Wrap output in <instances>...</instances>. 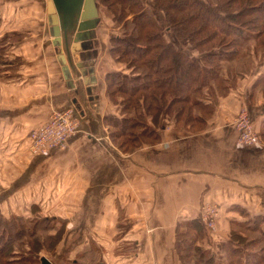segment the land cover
Instances as JSON below:
<instances>
[{
  "label": "crops",
  "instance_id": "1",
  "mask_svg": "<svg viewBox=\"0 0 264 264\" xmlns=\"http://www.w3.org/2000/svg\"><path fill=\"white\" fill-rule=\"evenodd\" d=\"M168 41L202 64L197 50L174 37ZM85 43V51L72 53L93 88L79 82L70 89L53 45L46 0H0V207L26 204L23 215L51 220V235L55 226L63 227L57 260L79 256L84 262L92 256L85 264H186L182 255L191 256L195 248L181 247L179 235L198 233L188 226L208 203L220 207L216 233L209 236L202 227L195 247L228 243L232 222L264 218L261 52H247L253 64L248 72L229 78L221 69L222 93L212 80L210 96L191 101L190 122L174 116L171 124L160 114L157 133L143 134L145 142L123 152L103 122L111 108L101 87L104 76L119 68L103 61L107 50L96 32ZM241 108L252 115L261 140L256 147L236 142L232 123ZM65 109L79 117V132L63 150L29 153V131Z\"/></svg>",
  "mask_w": 264,
  "mask_h": 264
},
{
  "label": "trees",
  "instance_id": "2",
  "mask_svg": "<svg viewBox=\"0 0 264 264\" xmlns=\"http://www.w3.org/2000/svg\"><path fill=\"white\" fill-rule=\"evenodd\" d=\"M116 1L120 4V9L116 13L118 15L116 20L122 24L123 31L128 30V25L131 26V30L111 37L112 47L110 51L116 56L117 62L123 58H129L126 63L131 69H134L132 72L136 75L134 77H120L117 73H107L105 79L110 84L108 92L110 96L118 93L127 95L129 102L135 107L137 102L141 100L142 104H145L143 110L149 113L153 124H156L155 121L161 111L160 105L165 104L164 101L167 96L166 109L176 103H185L187 106H180L176 117L177 114L180 117L184 112H186L187 117H190L191 113L187 112V107L191 105V102L187 100V93H195L199 87H202V83L198 84L201 70L207 74H214L208 78V81L215 80V73H217V71H212L213 67L206 66L204 60L217 56L221 59L225 57L226 60H231L232 57H226V53L234 55L236 51L231 49V51L224 52L222 47L232 46L238 38L245 37L240 31L241 29H237V26L248 27L249 24L257 26L258 34L256 36L258 37L261 34L260 31L264 29V18H262L263 14L261 13L264 10V1L242 3L240 9L228 14L227 19L225 12L221 18L218 13L219 8L222 9L224 4L231 8L232 2L239 1L228 0L227 3L213 7L208 6L205 0H203L204 2L200 0H152V6L147 8L138 0ZM257 12H259V19H249V16ZM159 13L162 19L161 25H158L155 20V15ZM171 37L202 54L203 66L176 51L171 42L168 41ZM222 50L223 55H221ZM138 93H142L140 99L134 98ZM124 120L122 119V121ZM129 120L133 124L137 119ZM131 126L133 125H130L128 129L133 128ZM127 136L135 138L134 133H128ZM253 220L258 221L257 225L254 223L255 225L251 227L255 231L260 228L258 224L260 221L264 222V218L257 217ZM193 223L203 226L199 219L194 220ZM244 228L245 230L249 229ZM261 230V234L264 235V230ZM12 232H16L15 234H18L19 237L24 235L21 230L14 231L10 227L7 239L4 235L0 236L2 264H10L7 261V255L12 252L11 248H13ZM29 234L31 236V232ZM224 244L231 257L238 253L235 247L227 243ZM35 251L29 250V253L35 254ZM208 261L205 264H208Z\"/></svg>",
  "mask_w": 264,
  "mask_h": 264
},
{
  "label": "rangeland",
  "instance_id": "3",
  "mask_svg": "<svg viewBox=\"0 0 264 264\" xmlns=\"http://www.w3.org/2000/svg\"><path fill=\"white\" fill-rule=\"evenodd\" d=\"M140 1L145 8L151 7L152 6V0H138ZM201 2H204L203 0H200ZM228 0H205L208 6H219L222 5L223 3H227ZM239 2H232L231 8L228 7L227 5L224 4L223 8H219L220 11L218 13L221 15V18L224 16V12L227 13L226 19L228 18V14L231 13V11H235L236 9H240L239 7L242 5V3H258V2H263L264 0H236ZM96 5H97V10H98V24L96 28L93 30V33L96 32L97 35H99L102 38L103 41V48L107 50V54L103 56V61L110 60L113 66L118 67L119 70H115V72H110V73H117L120 77L122 76H130L134 77L136 73H133V70L128 66L126 63V60L129 58H123L121 59L120 62H117L116 56H114L110 49L112 47L111 44V37L116 36V35H121L124 32L126 33L128 30H131V26L128 25L127 31L122 30V24L118 22L117 19V14L119 9H120V4L116 0H95ZM260 3L258 4V6ZM262 18H264V10L261 12ZM155 20L158 25H161L162 19H161V14L159 13L158 15H155ZM247 19V18H246ZM249 19H259V12L253 13L252 16H249ZM246 21V20H244ZM235 24V23H234ZM236 25V24H235ZM257 25V24H256ZM237 29H241L240 31L242 32L244 38H238L235 44L222 47L224 52H227V50L231 51L233 49L235 54H230L228 55L226 53V57H232L230 58L231 60H226L225 57L222 59L217 57L206 59L205 65L209 67H213L212 71H217L215 73V82H213L216 85V89L218 90L219 93H222L220 90L221 86L224 84L222 83L224 80L223 77H221V69H225L226 72H230L231 77L232 74H237V71H240L241 74L242 72H248L251 68H253V64L251 62V59L248 56V51H254V52H261L260 56L258 59L264 60V29L260 34V40H255L256 35L258 34L257 32V26L255 27L254 25H248L242 26L239 25L237 26ZM254 27V28H253ZM240 32V33H241ZM230 39V38H228ZM223 50L221 51V55H223ZM105 51V50H104ZM103 51V52H104ZM228 51V52H229ZM225 54V53H224ZM118 59V58H117ZM260 60V61H261ZM242 63V64H241ZM204 64V63H203ZM203 64H201L203 66ZM140 73V72H139ZM214 74H207L204 73V71L201 70L200 73V78L198 81V84L202 83V87H199L202 93H199L200 89L197 90L199 93L198 95L194 93H187V100L191 102L193 98L201 99V98H208L210 96V93L212 91L211 83L212 81H208V78H210ZM242 76V75H241ZM88 77V76H87ZM102 87V95H103V100L106 101L107 105H109V109L111 108L110 111L107 112L103 118V122L106 125L107 133L110 134L111 140L117 145V147L124 151H130V150H135V147L137 145H140L142 141H144L143 134L147 133H157L158 131V120L155 121L156 124H153L151 122V119L149 117V113L143 110V106L145 104H142V101L140 100L137 102V106L135 107L134 104L132 105L131 102H129V97L127 95H122V94H115L114 96H110L108 92V86L110 85L107 83L105 76L103 78V81L101 83ZM214 88V87H213ZM114 91V89H113ZM204 92L207 95H204ZM142 93H138L134 98L140 99ZM184 96V94H183ZM182 96V97H183ZM168 96L166 97V100L164 101L165 104H168L167 101ZM165 104L160 105V114H167L169 118L166 120L168 123L173 124V119L175 116V119L183 121L186 116V112L183 113L180 117H176V113L178 112L179 107L187 106V104H179L176 103L169 108H165ZM193 103H191L192 105ZM183 105V106H182ZM189 105L187 107V112L190 114L191 119L193 118L194 114V106L192 107ZM134 106V107H133ZM191 106V108H190ZM62 111V110H60ZM59 111V112H60ZM159 114V115H160ZM150 115H153L150 113ZM252 119V115H250ZM164 118V117H163ZM188 121L190 120V117H187ZM122 119H125L122 121ZM129 119H137L135 123L132 124ZM129 120V121H128ZM165 120V119H164ZM49 120H47L43 125H45ZM253 121V119H252ZM190 122V121H189ZM109 124L111 125L109 127ZM161 124V122H160ZM234 126V122L232 123ZM254 124V123H253ZM41 125L40 127H42ZM130 125H133L131 129H128ZM38 127V128H40ZM35 128V129H38ZM34 130V129H32ZM31 130V131H32ZM29 131V133L31 132ZM29 133L25 137V141L28 140ZM123 133H125L123 135ZM128 133H134L135 138L128 137ZM260 139V137H259ZM145 142V141H144ZM261 143V140H260ZM139 147V146H138ZM26 150L28 151V148L26 146ZM56 151V150H53ZM29 152V151H28ZM30 153V152H29ZM22 206L21 204L19 206L16 205L15 210H10L8 205H4L0 207V213L4 214L2 217L0 215V236H5V239H7L8 235V229L10 227L13 228L14 231L16 230H21L24 235L22 234L20 237L18 234H15L16 232H12L11 236L14 238L12 241V252L7 255V261H9L10 264H40V258L41 257H46L48 260L54 258V262L56 264H85L87 261H91L93 257H89L86 259V261L83 262V258H80L79 256L77 257H71L68 262H59L57 260V257L55 256V248L57 247V242L60 239L62 234L63 227L55 226L53 228V231H55L54 235L48 234V232L51 230V220H44L43 215L39 213H33V214H28V215H23L22 210L25 207ZM215 205V203H213ZM217 205V204H216ZM215 205V206H216ZM29 206V205H27ZM218 207V217L217 220L220 218V207ZM30 209V208H29ZM34 211V209H33ZM258 221H255L253 219H249L246 223L245 222H232L230 224V231L227 237L228 243L231 246L235 247L237 249V252L235 255L231 257L230 254H228L227 249H225V244L222 242H216L212 248H205L203 247H195L194 242L195 239L200 238L202 236V231L201 228L204 226H200L197 223H191L188 227H191L192 229H195L198 233H187V234H181L179 235V244L183 248H187L190 250L192 247L193 249L195 248L194 252H192L191 256H186V254L182 255L183 263L186 264H197L196 261L199 262H206L208 264H258L262 263L264 264V238L261 234L262 230H264V222H259L258 226L259 229L253 231L252 230V225H257ZM255 223V224H254ZM217 224V223H216ZM246 225V226H245ZM244 227L249 228L248 230H245ZM205 229V228H204ZM217 227H215V230L213 232L207 231L205 229L206 234L208 233L209 236H213L216 233ZM244 229V230H243ZM34 231V232H33ZM31 232V236H29ZM33 232V234H32ZM15 234V236H14ZM205 234V235H206ZM60 236V237H59ZM208 238V235H206ZM59 237V239H58ZM55 238H57L55 240ZM207 243L210 245V243L207 241ZM215 247V248H214ZM30 251L36 250L35 254L29 253ZM41 250V251H37ZM49 256V257H48ZM55 256V257H54ZM51 261V260H50ZM59 263H58V262ZM233 261V262H231ZM199 264H203V263ZM0 264H2V258H0Z\"/></svg>",
  "mask_w": 264,
  "mask_h": 264
},
{
  "label": "water",
  "instance_id": "4",
  "mask_svg": "<svg viewBox=\"0 0 264 264\" xmlns=\"http://www.w3.org/2000/svg\"><path fill=\"white\" fill-rule=\"evenodd\" d=\"M46 6L53 45L57 49L64 80L70 89H76L75 84L79 86V82L89 86L86 68L72 51L78 53L87 49L85 42L92 37L98 22L95 0H46ZM40 264L52 263L46 257H41Z\"/></svg>",
  "mask_w": 264,
  "mask_h": 264
},
{
  "label": "built area",
  "instance_id": "5",
  "mask_svg": "<svg viewBox=\"0 0 264 264\" xmlns=\"http://www.w3.org/2000/svg\"><path fill=\"white\" fill-rule=\"evenodd\" d=\"M49 121L29 133L26 146L33 155L44 156L53 150H63L70 138L80 129V119L72 109L53 113ZM234 127L237 132V144L242 147H256L260 144L259 136L246 108H241L236 114ZM216 205V204H215ZM213 203L201 207L199 221L207 231L213 232L216 227L219 211Z\"/></svg>",
  "mask_w": 264,
  "mask_h": 264
}]
</instances>
